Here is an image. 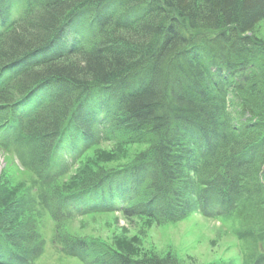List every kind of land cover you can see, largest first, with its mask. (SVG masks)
<instances>
[{
  "label": "trees",
  "instance_id": "obj_1",
  "mask_svg": "<svg viewBox=\"0 0 264 264\" xmlns=\"http://www.w3.org/2000/svg\"><path fill=\"white\" fill-rule=\"evenodd\" d=\"M262 20L264 0H0V148L37 179L0 205V264L42 254L36 206L52 243L83 264H185L65 230L116 208L158 224L235 217L264 242ZM107 141L142 148L59 185L61 151L75 161Z\"/></svg>",
  "mask_w": 264,
  "mask_h": 264
},
{
  "label": "rangeland",
  "instance_id": "obj_2",
  "mask_svg": "<svg viewBox=\"0 0 264 264\" xmlns=\"http://www.w3.org/2000/svg\"><path fill=\"white\" fill-rule=\"evenodd\" d=\"M254 33L264 39V20L257 25ZM141 148L136 144L107 141L88 150L85 148L82 151L84 155L78 156L75 161L61 151L54 161L55 165L68 163L69 168L58 179L59 185L68 188L80 184L87 170L123 164ZM35 180L33 173L19 163L11 150L0 148V205L21 190L34 191ZM36 208L41 211L38 231L44 247L33 264H83L77 258L62 253L52 243L54 224L48 210ZM243 226L235 217H206L199 211L180 221L163 224L143 216L126 218L118 210L73 216L64 223L65 230L73 235L99 238L133 256L171 250L185 264H246L264 252V242L257 238L252 226Z\"/></svg>",
  "mask_w": 264,
  "mask_h": 264
},
{
  "label": "bare ground",
  "instance_id": "obj_3",
  "mask_svg": "<svg viewBox=\"0 0 264 264\" xmlns=\"http://www.w3.org/2000/svg\"><path fill=\"white\" fill-rule=\"evenodd\" d=\"M73 26V25H72ZM72 26H70V27H66V28H68V32L67 33H65L64 35H61V37H60V39H59V41H58V43H56L57 45H59L60 47L61 46H65L66 44H68V42H70V40H71V38H72V36H71V34L73 33V30L75 31V33H78L79 32V30L81 29V21H78L74 26L75 27H73L72 28ZM57 42V41H56ZM45 80H41V81H39V82H44ZM49 84H51V83H48V82H45V83H42L41 85H40V87L42 86L44 89H42L43 91H45L46 89H47V87H48V85ZM46 88V89H45ZM89 117V116H88ZM89 120H91L90 118H89Z\"/></svg>",
  "mask_w": 264,
  "mask_h": 264
}]
</instances>
